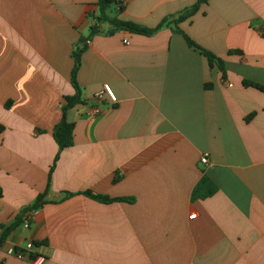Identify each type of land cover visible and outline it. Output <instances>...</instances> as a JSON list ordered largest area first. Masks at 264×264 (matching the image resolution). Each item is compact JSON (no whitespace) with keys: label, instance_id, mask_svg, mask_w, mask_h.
<instances>
[{"label":"crops","instance_id":"1","mask_svg":"<svg viewBox=\"0 0 264 264\" xmlns=\"http://www.w3.org/2000/svg\"><path fill=\"white\" fill-rule=\"evenodd\" d=\"M117 1L147 28L198 2ZM98 2L0 0V264H264V92L244 84L264 86V0H210L149 37L98 23ZM203 177L217 190L193 199Z\"/></svg>","mask_w":264,"mask_h":264},{"label":"trees","instance_id":"2","mask_svg":"<svg viewBox=\"0 0 264 264\" xmlns=\"http://www.w3.org/2000/svg\"><path fill=\"white\" fill-rule=\"evenodd\" d=\"M210 0H198L197 4L191 7L190 9L186 10L184 13L178 15L177 17H171V18H166L164 19L157 27L155 28H147L144 26H141L137 23L134 22H126V21H121L117 17L110 16L109 11L112 6H119L120 11H123L125 9V6L118 2L117 0H99L98 2V7H99V16L96 18V21L98 23H108L113 27V30H124L132 34L136 35H141V36H152L159 30H161L165 26H169L171 24H174L177 28V26L185 21L191 18L197 11H199L200 7L202 5H205L209 2ZM177 31H179L177 29ZM98 33V27L95 26L91 29V34L89 38H91L94 34ZM184 39L187 42V45L198 51L200 54H202L204 57L207 58L209 65L212 67L213 65H217L219 69L221 70L222 73L225 72L224 70V63L221 59L216 57L214 54L202 49L199 47L195 42H193L186 34L180 32ZM84 39L81 40V43H84ZM86 50V47H77V49L73 52V58L75 61V66L72 74V81L73 85L76 88V95L71 98L66 99V104L63 107V121L61 124H59L56 129H55V140L57 141L59 148L62 150L66 147H69L72 144V133H73V124H69L66 121V113L68 110L72 109L74 106L77 104L83 103L81 100V93H80V88L78 84L76 83V76L77 72L81 66V57L84 51ZM246 86H253L261 91L264 92V86L255 84V83H250V82H245L244 83ZM216 187L211 181L203 177L200 183L196 186V188L193 191V199H206L210 196H212L216 192ZM1 195V191H0ZM86 196L97 200L102 203H110L114 202L115 200H111L107 197L104 196H98L94 195L91 192L85 193ZM119 201V200H118ZM44 204V195H41L38 200L30 207V210H38L41 208V206ZM13 230L12 226L8 227L4 235L0 238V246L3 244L5 237Z\"/></svg>","mask_w":264,"mask_h":264},{"label":"built area","instance_id":"3","mask_svg":"<svg viewBox=\"0 0 264 264\" xmlns=\"http://www.w3.org/2000/svg\"><path fill=\"white\" fill-rule=\"evenodd\" d=\"M125 44L128 45V43L125 41ZM102 96H106L112 104L117 103V99L115 94L113 93L112 89L108 85L103 86V91L99 94V98H102ZM208 155H203L201 158V164L202 165H208ZM197 215L193 214L190 216V219L196 218ZM30 224V216H26L25 218V227H29ZM34 244L32 242L28 243L24 250H17V249H11L10 253L15 255L19 259H23L28 255V252L32 251L34 249Z\"/></svg>","mask_w":264,"mask_h":264}]
</instances>
